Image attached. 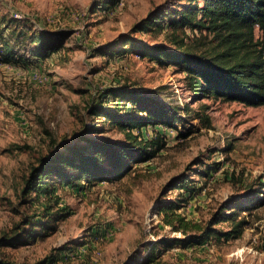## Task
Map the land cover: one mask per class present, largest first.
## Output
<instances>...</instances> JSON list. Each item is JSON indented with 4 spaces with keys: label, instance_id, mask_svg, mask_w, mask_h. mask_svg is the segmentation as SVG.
Listing matches in <instances>:
<instances>
[{
    "label": "rangeland",
    "instance_id": "rangeland-1",
    "mask_svg": "<svg viewBox=\"0 0 264 264\" xmlns=\"http://www.w3.org/2000/svg\"><path fill=\"white\" fill-rule=\"evenodd\" d=\"M96 1L0 0V14L25 19L29 30L67 33L63 48L43 59L0 61V234L24 226L27 215L41 218L43 199L26 203L19 193L30 163L47 152L50 137L68 141L83 125H94L87 112L91 102L124 106L123 98L104 96L103 89L125 85L156 92L181 108L187 105L181 110L186 120L176 121V128H143L145 136L159 132L165 145L125 177L93 184L83 180L77 187L57 185L59 204L51 211L59 207L62 216L55 228L0 248V258L16 264H139L158 238L184 236L156 212L161 200L177 193L176 188L166 189L171 178L187 174L195 183L197 189L186 194L188 201L178 211L200 223L225 201L243 199L245 184L257 187L264 181V105L201 97L188 88L184 73L141 57L135 49L111 55L124 36L170 46L162 30H131L166 0H119L106 12L92 11ZM186 33L193 37L194 31L186 28ZM200 104L210 125L194 117ZM96 121L98 130L92 135L124 140L109 122ZM187 128L192 130L186 137L178 135ZM245 213L240 237L200 245L157 244L161 264H264V204L250 206Z\"/></svg>",
    "mask_w": 264,
    "mask_h": 264
},
{
    "label": "trees",
    "instance_id": "trees-1",
    "mask_svg": "<svg viewBox=\"0 0 264 264\" xmlns=\"http://www.w3.org/2000/svg\"><path fill=\"white\" fill-rule=\"evenodd\" d=\"M119 0H98L94 9L111 10ZM25 19H16L10 14H0V61L18 63L32 56L41 58L63 48L65 34L29 30ZM186 28L194 31L188 37ZM132 31H163L170 46L161 43H146L131 36L120 40V48L109 52L113 56L137 50L162 65H172L184 73L188 88L207 99L236 101L245 105H264V0H166L158 4L139 21ZM197 34V35H196ZM122 38V37H121ZM103 49L102 47L98 50ZM24 51L21 55L19 51ZM27 54V56H25ZM27 58V59H26ZM104 96L123 98L124 106L88 104L87 112L94 125H84L68 141L50 137L48 150L29 165L23 177L19 196L26 203L31 200L44 205L38 211L40 219L32 215L23 218V225H16L11 232L0 234V248L15 243L21 237L34 240L38 230L54 229L62 216L55 193L57 185L81 186L88 183L113 181L128 175L135 164L152 159L164 147L162 135H143V128L156 126L174 127L176 121L186 118L179 107L156 92H140L125 85L103 89ZM120 105V104H119ZM204 104L194 113L205 125H210L209 115L202 112ZM97 118H103L124 134V140H103L92 135L97 131ZM191 128L179 131L186 137ZM208 175V171H202ZM245 184L243 199L225 201L218 211L204 223L187 219L178 211L188 201V195L197 187L187 174L176 175L167 183L166 189H177L174 198L161 200L156 212L163 223L180 231L183 237H160L145 252L139 264H161L157 244L173 246L200 245L204 241L228 240L240 237L247 223L246 209L264 204V181ZM188 194V195H186ZM253 195V197L251 196ZM220 222H227L223 227ZM30 224V225H29ZM0 264H16L0 258Z\"/></svg>",
    "mask_w": 264,
    "mask_h": 264
},
{
    "label": "built area",
    "instance_id": "built-area-1",
    "mask_svg": "<svg viewBox=\"0 0 264 264\" xmlns=\"http://www.w3.org/2000/svg\"><path fill=\"white\" fill-rule=\"evenodd\" d=\"M16 16L20 17L21 15H19V14H16Z\"/></svg>",
    "mask_w": 264,
    "mask_h": 264
}]
</instances>
